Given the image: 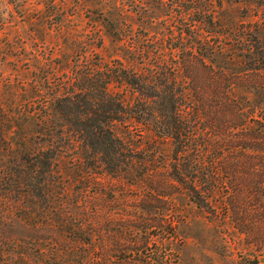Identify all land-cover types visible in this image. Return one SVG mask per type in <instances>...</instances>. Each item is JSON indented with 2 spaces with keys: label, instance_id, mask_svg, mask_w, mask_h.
<instances>
[{
  "label": "rangeland",
  "instance_id": "1",
  "mask_svg": "<svg viewBox=\"0 0 264 264\" xmlns=\"http://www.w3.org/2000/svg\"><path fill=\"white\" fill-rule=\"evenodd\" d=\"M189 53L211 65L214 72L229 76L234 96H245L263 106L264 0H0V103L5 111L11 107L13 112L17 105L18 109L32 102L43 112L46 102L56 94L55 88L63 92L81 73L102 71L104 66L114 72L123 68L147 80L160 76L168 84L174 81L186 86L192 81L185 67ZM100 86L96 81L97 92L93 93L100 92ZM106 90L129 106L143 98L122 81H112ZM37 114L40 124L45 115ZM52 120L48 122L54 130L60 126L66 129L59 115ZM113 130L130 147L143 144L142 148L149 149V133L142 125L125 120L115 122ZM39 142L48 147L47 142ZM60 150L53 171L67 188L70 199L65 209L72 202L92 208L94 200L87 202L99 187L103 195L96 202L105 229L128 225L148 229L150 238L145 247L140 249L139 239L133 244L122 240L118 249L113 248L116 259L135 257L136 250L143 255L145 249L153 257L151 251L156 247L152 235L164 232L152 219L146 224L131 219L142 212L149 218L160 213L164 220L179 222L177 241L171 247L176 264H251L253 260L264 264V238H255V227L264 224V160L256 159L244 172L237 159L229 160L226 176L233 183L229 188L232 195H236V180L242 178L258 179L260 189L252 193L243 187L231 199L225 193L226 205L211 215L187 204L184 194L177 195L181 191L176 186L170 189L173 202L165 193L163 198L155 196L148 201L145 196L152 195L149 187L139 193L137 187L101 169L92 178L89 172L94 171L77 144ZM252 168L255 171L251 174L248 169ZM238 196L241 205L235 199ZM230 201H235L233 207ZM224 206L229 210L226 216ZM159 241L158 248H162ZM110 248L106 239L107 260L113 264ZM130 249L134 253L130 254Z\"/></svg>",
  "mask_w": 264,
  "mask_h": 264
},
{
  "label": "trees",
  "instance_id": "2",
  "mask_svg": "<svg viewBox=\"0 0 264 264\" xmlns=\"http://www.w3.org/2000/svg\"><path fill=\"white\" fill-rule=\"evenodd\" d=\"M186 56L185 67L192 77L186 86L174 81L168 84L160 76L147 80L123 68L114 72L104 64L102 71L89 69L81 73L63 92L55 88L56 94L46 102L43 112L32 102L18 109L17 105L13 112L11 107L5 111L0 103V264H109L106 239L111 244L113 264H176L171 247L177 241L179 222L164 220L160 213L157 218L135 214L131 217L134 221L157 222L164 237L152 235L156 247L151 251L153 257L145 249L143 255L136 250L135 257L116 259L113 248L118 249L122 240L133 244L139 239L140 249L145 247L150 238L148 229L137 230L130 225L105 229L96 202L103 195L99 187L87 202L94 200L92 208L72 202L65 209L70 198L62 181L54 177L53 168L60 149L73 144L80 147L83 159L89 160L92 178L101 169L137 187L139 193L149 187L152 195L145 196L148 201L155 196L163 198L165 193V198L173 202L170 189L176 186L181 191L177 195L184 194L187 204L213 215L216 208L226 205L225 193L231 199L243 187L252 193L260 189L258 179L242 178L236 180V195H232L229 188L233 183L226 176V165L231 158L237 159L236 164L242 165L244 172L245 166L256 159L264 160V105L234 96L229 76L214 72L193 53ZM96 81L101 85L98 93ZM112 81L124 82L143 98L126 105L107 92ZM58 92L61 95L56 97ZM37 113L45 115L40 124L36 122L40 116ZM55 115L64 122L65 130L63 126L54 130L50 125L48 120L52 122ZM125 120L148 130L149 149L142 148L143 144L130 147L114 132V123ZM38 135L42 137L38 139ZM39 140L47 142L48 147H42ZM249 169L251 174L255 171ZM235 199L241 205L239 196ZM229 204L233 207L235 201ZM228 213L224 206L223 215ZM255 230L256 239L264 238V224ZM158 239L162 248H158Z\"/></svg>",
  "mask_w": 264,
  "mask_h": 264
}]
</instances>
